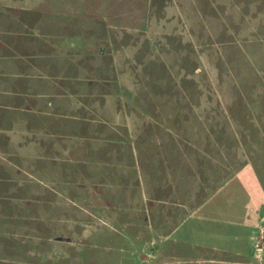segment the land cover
<instances>
[{
	"label": "rangeland",
	"instance_id": "rangeland-1",
	"mask_svg": "<svg viewBox=\"0 0 264 264\" xmlns=\"http://www.w3.org/2000/svg\"><path fill=\"white\" fill-rule=\"evenodd\" d=\"M190 13L171 51L153 43L112 88L121 114L140 110L169 145L151 163L128 148L125 174L115 158L124 185L97 218L65 197L53 218L29 204L12 264H264V0H202L200 19Z\"/></svg>",
	"mask_w": 264,
	"mask_h": 264
},
{
	"label": "crops",
	"instance_id": "crops-1",
	"mask_svg": "<svg viewBox=\"0 0 264 264\" xmlns=\"http://www.w3.org/2000/svg\"><path fill=\"white\" fill-rule=\"evenodd\" d=\"M79 3L86 8L75 16ZM201 5L202 0H7L0 12V264H12L15 251L25 247L29 204L43 205V216L53 218L65 197L86 203L81 212L97 218L117 199L111 189L124 185L115 158L125 174L128 148L139 162L151 163L158 148L169 145L140 110L131 119L123 116L112 88L124 87L128 59L152 52L160 39L174 48L171 39L186 36L185 21L191 11L200 19Z\"/></svg>",
	"mask_w": 264,
	"mask_h": 264
}]
</instances>
